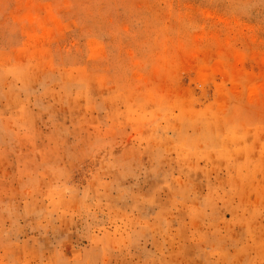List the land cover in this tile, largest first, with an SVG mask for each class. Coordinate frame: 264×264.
I'll return each instance as SVG.
<instances>
[{
	"label": "rangeland",
	"instance_id": "1",
	"mask_svg": "<svg viewBox=\"0 0 264 264\" xmlns=\"http://www.w3.org/2000/svg\"><path fill=\"white\" fill-rule=\"evenodd\" d=\"M0 264H264V0H0Z\"/></svg>",
	"mask_w": 264,
	"mask_h": 264
}]
</instances>
